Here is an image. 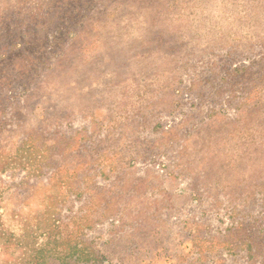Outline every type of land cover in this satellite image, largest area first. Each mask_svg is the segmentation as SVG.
<instances>
[{
    "label": "rangeland",
    "instance_id": "obj_1",
    "mask_svg": "<svg viewBox=\"0 0 264 264\" xmlns=\"http://www.w3.org/2000/svg\"><path fill=\"white\" fill-rule=\"evenodd\" d=\"M0 264H264V0H0Z\"/></svg>",
    "mask_w": 264,
    "mask_h": 264
},
{
    "label": "trees",
    "instance_id": "obj_2",
    "mask_svg": "<svg viewBox=\"0 0 264 264\" xmlns=\"http://www.w3.org/2000/svg\"><path fill=\"white\" fill-rule=\"evenodd\" d=\"M40 250H42V249H40ZM43 252V251H42Z\"/></svg>",
    "mask_w": 264,
    "mask_h": 264
}]
</instances>
